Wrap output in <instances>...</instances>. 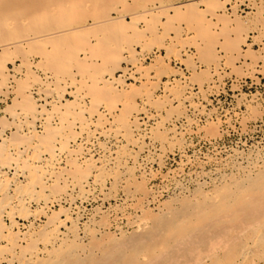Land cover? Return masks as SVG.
Returning <instances> with one entry per match:
<instances>
[{
	"label": "bare ground",
	"instance_id": "1",
	"mask_svg": "<svg viewBox=\"0 0 264 264\" xmlns=\"http://www.w3.org/2000/svg\"><path fill=\"white\" fill-rule=\"evenodd\" d=\"M83 1L98 14L69 21ZM129 1L135 0H112L111 9L100 13L102 0H0V103L13 96L20 104L10 112L12 132L0 128V248L6 250L0 264H166L207 239L213 249L197 264H243L264 241V210L257 208L264 155L186 157L198 175H206L208 164L218 168L194 190L178 179L185 161L162 171L171 154L187 155L188 137L214 143L222 126L232 124L229 113L209 109L210 97L228 72L244 67L254 75L258 62L249 54L264 36V20L245 28L238 8L258 3L223 0L230 8L211 9L213 0H152L128 9ZM201 7L207 10L199 12ZM175 17L183 23L168 27ZM50 18L60 23L39 26ZM154 36L165 42L155 50L139 40ZM62 38L76 39L79 48L61 53L55 41ZM52 40L45 45L50 49L39 46ZM19 50L26 53L1 58ZM64 55L63 64L58 58ZM151 55L170 73L146 70ZM173 60L185 71L173 69ZM199 74L205 76L197 79ZM249 99L240 100L243 131L264 114L258 98ZM158 177L176 185L165 201L167 187L153 186ZM89 202L100 205L81 224ZM250 218L252 227L245 225ZM237 222L245 226L239 229Z\"/></svg>",
	"mask_w": 264,
	"mask_h": 264
},
{
	"label": "rangeland",
	"instance_id": "2",
	"mask_svg": "<svg viewBox=\"0 0 264 264\" xmlns=\"http://www.w3.org/2000/svg\"><path fill=\"white\" fill-rule=\"evenodd\" d=\"M149 1H152V0H143V1L142 0H135L134 3H137L136 5H138L139 3L140 4H144V3H147ZM185 1H187V0H180V2H182V3L183 2L185 3ZM255 1L258 3L257 5L259 7L258 6L257 7H254L253 6L254 7L253 8L252 6H249L248 3L239 4L238 16L241 17V20H240V22H242L241 24H245L246 23L245 26L243 25V27H245V28L246 27H250V26L255 27L254 26L255 23H257L256 25H258L259 23H262V21L264 20V0H255ZM103 2H105V3H103ZM113 2H112V0H105V1L102 0V3L99 5V7H100V13H103L104 10L107 12V10L111 9V7L114 4ZM129 2H128V4L129 5L131 4V5L128 6V9H131V6L133 8L134 3H132L133 1H131L130 3ZM220 2H222V3H220ZM229 3L228 2L225 3V1H223V0H213V1H210L209 4H207L208 5L207 7H211V9H212V7H213V9H219V7L220 6H223V4H224L226 7L230 8V4ZM215 4H216V8H215ZM136 5H134V8H135ZM84 7H85L84 1H83V3L77 2V7H75V9H74L75 11L72 10V13H70V15H72L70 18L75 19V20H70V18L68 20L69 21H72V22L73 21L74 22H78L81 17L83 18L84 15L85 16H88L89 13H91L92 11H93L92 13H95L96 12L95 14H98V12H99V11L98 12L97 11L94 12L93 9H88V8H86V7L84 8ZM200 9L201 10H199V12H202V13L205 10H207L206 7H201ZM256 9H258V10L260 9V10L258 11ZM262 11H263V13H262ZM75 16H77V18H75ZM78 16H79V20H78ZM257 19L259 20V23H258V20ZM50 20H51V18H50ZM181 20H183V18L181 19V17H179V18H176V17L173 18L170 21L171 24L170 23H169L170 25L168 24L169 25L168 27H170V26L172 27L173 24H177V22H180ZM51 21H52V23H51ZM51 21H49V22H43V21H41V24L42 23L43 24L42 25L40 24L39 26L44 27L45 26V23H46V26H48V25L49 26H52V25H56L57 23H60L58 21L55 24V22L53 20H51ZM158 21L159 20H155V24L158 23ZM198 21H199V19H198ZM138 26H140V24H138ZM155 37H157V36H154V38L153 37L152 38L147 37V38H149L148 39L149 41L147 40V38H142V37L139 40L146 41L148 43L147 44V48L148 49H151V50H155V48H157V46L164 45L165 44V42H163V40H161V38L157 37L158 38L157 39ZM66 39L65 38H62V39L59 40L60 42H58V39H56L57 41H55L56 45L57 46L59 45L58 46V49L60 50V52L62 51L61 53L65 54V53H69V51L72 52L73 49L75 50L76 46L79 48V43L78 42L76 43V41H77L76 39H74V38H72V39L66 38ZM150 40H152V41H150ZM61 41L62 42L64 41V44L63 45L65 47V50H67V51H65L63 48L62 49L59 48V47H62L63 46L61 44L62 43ZM249 41L252 42L251 39ZM53 42H54V40H52L51 42L50 41L49 42L47 41V42H44V44L41 43V45H39V44L38 45L39 46H43L44 45L43 46V48H44L45 45H48L50 43L51 44H54ZM160 42H161V44H160ZM162 42L164 44H162ZM39 46L36 45L35 48H38ZM51 46L52 45H50V47ZM45 48L50 49L49 47H45ZM13 51H10V52L7 51V53L1 54V55H3V56H1V58L3 57V60L6 61V60H10L12 58H15L17 55L19 56L20 53H22L21 51H23V54L26 53V51H24V50H21V51L19 50L18 52L16 51L15 52V55H14V52ZM63 54H62L61 57H63ZM164 54L166 55V53L163 51L162 55L164 56ZM65 55H67V54H65ZM65 55H64V59L58 58V59H60L59 62H62L63 64H64V62H66V61H64V60H66L65 59L66 58ZM153 56L152 55L149 56V58L146 60V62H145V69L148 70L149 72H154L155 70L158 69V71L160 70V71H162V73H168V72L170 73L169 70H171V69H168L167 67H163L162 64L159 65V66H157L155 64L156 62H154L155 61V56L154 57ZM193 56L191 57L192 60H191V58H186V57H184L185 58L184 60L187 61V59H190L191 62H190V60H188V61L190 63H192L193 61H195V59L197 57V56H194V57ZM260 56H262V57H260ZM251 57L253 59L255 58V60L257 59V62H258V67H257L256 71H254L255 72L254 75L251 74L252 75L251 76L248 73V70H246V68H244V67L243 68H240L239 67L240 69L237 68V71L238 72H233L231 74V76H230V72H228V75L225 78V81L226 82L224 81V84L221 87L220 91L217 92V93H215V94H213L210 97V100L212 99L211 100V105L209 106V109L210 110H213V109L215 110L216 109V111L219 112L220 114H226V113L228 114L229 113L230 116L232 115L230 117L231 118L230 124L231 123L232 124L231 125H224L221 128L222 129L221 130L222 137H220V139H218L214 143H211V142L209 143V141L203 139L201 136H198V135L190 136V137H188L189 148H187V151H186L187 152V155L184 158H182V155H180V153L176 152L174 154H171V156H169L167 158V160H166L165 168L162 170L164 174H166V173H168L170 171L176 170L179 167V165L181 164L180 161H182V160L185 161V163H186L185 172L178 179H179L180 182H182L181 184L183 186L189 188L190 190H194L195 189V187L197 185V182H196L197 180H202V179L209 180L210 177L216 176V174H217L216 172H217L218 168L214 164H208L205 167V169H204V172L206 173L207 176L206 175L203 176L201 174L198 175L197 173H200L201 170L198 169V168H196V167H194L192 164L186 162L187 161V158L189 156L191 158H194V157L197 156V158H200V159H205L207 156H211V157H213L215 159H218V160H222V161H225L226 160V161H228L229 159H233L234 152L243 153L246 156H249V155L256 156L259 153L261 155H264V114H262L260 116V114L258 112L256 114L257 115V120L250 121V123H248V129L245 130V131H243L244 129L242 127V123L241 122H242V114L244 113V110L245 109L241 105V102H240V100L242 98H246V99H249L250 98L251 99L252 97L256 96L258 98V100H259V104L264 105V36H262V38H260L259 43H256V44L254 43L253 44L252 52L249 54V58H251ZM260 59H261V61H260ZM184 65L185 64L182 65V63H180L179 61L177 62L175 60H173V62H171V66L173 67V69H176L177 68V70L180 67L179 70L183 69V71H185V69H186L185 67L186 66H184ZM9 67L12 69V66H9ZM147 67H148V69H147ZM150 69H152V70H150ZM100 70H103V69H100ZM246 73H248V74H246ZM200 75H202V76H200ZM204 76H205L204 74H199V75H197V79L198 78H203ZM23 81H25V79H22V81L19 82L20 83V86L22 87V85H23V87L25 86V88L27 89L29 87V83L28 84H25ZM22 83H24V84H22ZM131 83L134 84L135 82L129 80V84H131ZM234 86H236V87H234ZM23 87H22V90L24 89ZM26 89H24V90H26ZM10 98L7 101H4L3 103H0V121L2 119V121L0 122V128H5V129L7 128L6 130L9 131L8 134H10V129H11V132L14 129V123L12 121V116H10V115L11 114L13 115V112H16L17 113L18 110H19V108H20V104L18 102H16L17 103V106L13 102V99H12L13 96H10ZM7 110H8V112H7ZM2 111H4V112H2ZM10 112H11V114H10ZM235 112L236 113L238 112V113L236 114ZM7 113H9V115ZM232 113H235V114H232ZM3 121L4 122L6 121V123H3ZM17 140H19V138ZM153 168H154V170L156 172H157V170L159 172V167L158 166H154ZM227 172L229 173V170H227ZM153 186L156 187L157 189L158 188L159 189H162L164 187H167V190L164 193L165 195H163V198H162L163 201L167 200L166 198L172 197L174 195V193L176 192L175 191V189H176L175 183L174 182L164 183L161 180V177H158L157 179H155L153 181ZM172 190H173V193H172ZM260 197L261 198L259 199V203H258L259 206H257V208H258L259 211L260 210L263 211L264 210V194H262ZM110 202H112L111 205H116L115 204L116 201L113 202V200H112ZM110 202H108L107 204H105L103 206V208L108 209L110 207ZM96 204L97 205H100L99 203H95V202H89V203H86V204L83 205V216L84 217L82 218V220L80 222L81 224H83L84 222H87V220L91 217V215H92L91 213L93 212V210H95L97 208V205ZM84 206L85 207H88V208H85ZM55 209L58 210L59 208H55ZM88 209H90V210H88ZM84 210H87V211L85 212ZM87 212H88V214H87ZM43 218L44 217L40 216V218H39L40 219V221H39L40 224H41V222H44L43 220H45V219H43ZM254 222H255V219L254 218H250L249 220H247V222H246L247 224H245V225H248V227H250V226L252 227V226L255 225ZM19 223H20V225L22 224L21 225V229L22 230H25V225L27 223L24 220H21V219H19ZM120 223H121L122 227H124L126 230H129V228L127 226V223L125 221H121ZM237 224H238V226L237 225L236 226L239 229L241 227L245 226V225H240L238 222H237ZM212 242L213 241L211 239H207L206 241H204V242L202 241L201 243H199L196 246L190 247L186 251L183 250L184 252L180 253L179 255L175 256L174 258L172 257L171 259L167 260V263L166 264H194V263L197 264L198 263V261H197L198 259H199V261H203L204 259H208L207 256H209L210 251H212L211 249H213L211 245H214V243H215V242H213V243ZM260 243H258L257 248H256L257 250L253 254L254 255L253 256L254 258L251 257L250 260L248 259L249 261L246 260L243 264H264V241H262ZM210 246H211V248H210ZM181 251H179V252H181ZM3 253L6 254V250H4V248H0V256L1 257H3L5 255ZM1 264H7V263L2 262Z\"/></svg>",
	"mask_w": 264,
	"mask_h": 264
}]
</instances>
